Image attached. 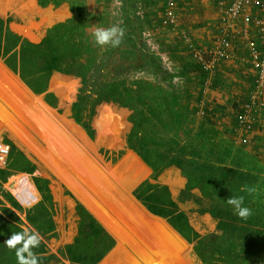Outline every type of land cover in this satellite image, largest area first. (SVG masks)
Instances as JSON below:
<instances>
[{
  "label": "trees",
  "instance_id": "trees-1",
  "mask_svg": "<svg viewBox=\"0 0 264 264\" xmlns=\"http://www.w3.org/2000/svg\"><path fill=\"white\" fill-rule=\"evenodd\" d=\"M64 1L39 0L40 7L37 0H31L35 15L43 17L39 18L42 25L38 26V23L31 32L27 31V25L17 24L12 28L32 41L10 28L9 17L0 16V57L36 94H44V100L55 108L58 107L57 95L49 91L54 74L81 78V88L67 115L81 123L91 139L94 137L91 123L101 103L118 102L120 106L130 108L132 128L128 145L124 139L127 128L124 114L122 111L113 113L112 105L100 109L96 128H99L102 118L117 116L116 123L109 129L108 136L98 129V137L92 142L99 148L104 146L123 151V156L134 150L152 168L155 180H159L170 167L180 168L187 178L186 189H199L205 198L212 201L210 212L217 221L216 228L206 236L198 233L168 185L147 180L136 188L134 195L151 212L166 218L189 242L194 243V253L202 264H264V194L258 193L255 185L258 177L237 162L231 166H220L199 161L188 153L178 137L186 113L172 90V84L166 88L141 80L130 83L120 75L113 78L104 71L100 73L101 69L96 66L99 57L97 45L92 39L93 23L84 19L81 3L72 4L73 17L54 24L41 39L49 26L45 19L51 15L49 7H42L51 3L59 6ZM55 86L61 89L62 99L70 100L78 82L75 78L55 76L52 87ZM7 142L11 146L8 166L14 171L33 173L34 164L11 141L7 139ZM107 163L110 167L116 164ZM9 174V170L0 169L2 178ZM34 180L43 199L29 209V223L40 235L54 236L56 225L48 182L41 177ZM230 196H242L251 215L247 218L237 216L232 206L226 203ZM57 201L62 206L69 205L63 196L57 197ZM6 210L8 213L0 211V264H17L14 250L7 248L5 241L12 233L25 228L14 219L9 209ZM76 210L78 234L66 246L63 255L71 264H98L115 246V239L81 204H77ZM72 217L70 215L71 227L63 235V241H70L74 236ZM33 251L42 257L41 264H49L56 258L55 254H48L49 249L42 240Z\"/></svg>",
  "mask_w": 264,
  "mask_h": 264
},
{
  "label": "rangeland",
  "instance_id": "rangeland-1",
  "mask_svg": "<svg viewBox=\"0 0 264 264\" xmlns=\"http://www.w3.org/2000/svg\"><path fill=\"white\" fill-rule=\"evenodd\" d=\"M12 1L14 3L16 2L14 15L8 12L9 8L6 6L4 0L3 10L8 13L5 15L0 14V16L4 18L9 17L11 19L10 28L12 30V26L17 24L27 25L28 32L35 29L38 23H40L38 26L42 25L43 21L40 22V19L43 17H37L35 15L31 0ZM209 1L212 2V7L208 9L209 16L207 18L209 24L206 28L208 31L207 37L204 41H202L200 36H198V39L196 38L192 33V29L188 28L189 20L186 19V15L190 16L192 12L196 11L197 7H202V0H197L193 9L194 11H187L185 9V7L187 8L186 4L185 6L182 5L183 8L180 14H178L179 17L175 24L165 23L164 9L166 7V0H66L59 6H55L52 3L48 5L51 15L46 21L49 22V26L52 27L54 24L58 23L56 22L58 20H61L59 22H64L72 18V4L76 5L77 3H81L84 8V19L93 23V31L96 27H109L113 24L122 27L124 29V35L123 40L118 47L112 48L107 45H97L99 57L96 66L102 70H99V72L102 73L104 71L106 75L113 78L120 75L130 83L141 80L155 83L166 88H170L171 86L169 84H172V90L178 97L182 110L186 113V119L183 121V128H181L178 137L182 139L181 144L186 146L188 153L199 161H206L210 164H217L220 166H231L237 163L242 164L244 169H250L254 176L258 177L255 185L258 186V193L264 194V146L259 145L255 147V145L251 146L249 144L240 143L237 140L238 133L235 118L236 111L245 102L246 96L249 94L254 78L253 71L250 68L245 70V67L241 68L234 66L231 69H223V67L219 66L213 74H208L203 70L193 55L194 48L213 49L216 44L217 36L219 35V31L216 33V25H213V23L218 22L219 15L214 8V0ZM37 4L39 5V0H37ZM65 4L70 7V15L64 8L59 9L60 11L58 12L53 11L52 7L59 8ZM198 24L200 23H195V25ZM49 26L44 30L41 39L46 35L50 28ZM23 37L27 38L25 36ZM232 38L233 31L231 32V39ZM27 39L30 40L29 38ZM243 39L246 40L245 37ZM243 39H241V41H243ZM245 40L243 47L247 46V40ZM229 60L230 59L222 61L220 65L224 62H229ZM4 70L6 73L0 75V82H4L8 76L15 78L16 82H21L18 77L14 76L7 69ZM60 74L61 73H55L53 77L59 76ZM70 77L75 78L78 82V87L70 100L62 99V96L50 85L49 91L55 92L57 95V108L49 105L44 98L41 99L40 97H34L56 115L58 119L66 120L68 123L73 124L80 129L86 135L89 143L94 144L96 150L102 154L104 159H107L108 161L120 159L124 154L123 151L116 149L111 150L104 146L99 148L98 145L92 142L98 137V129H100L106 136L110 134L111 130L109 129L116 123L117 116L102 118L98 129L96 128L97 119L99 117L100 109H102L103 106H114L112 112H115L116 114L123 110L125 112L123 113L125 117L124 120L127 125V128L124 131V139L128 145L129 131L132 128V123L129 120V117L132 110L128 107L120 106V103L118 102L101 103L97 107L91 123V128H93L94 134L93 139H91L83 125L67 115L75 102L82 85L81 78L72 75H70ZM21 84L25 86L22 82ZM25 88L27 87L25 86ZM27 89L33 94L29 88ZM157 99L159 101L161 100L159 97H157ZM58 109H60V112ZM0 133L5 135L6 139L11 141V143L16 146L17 150L22 152L35 166L33 173L14 171L9 167L10 164L5 168V170H9L10 174L6 178H2L0 175V211L8 213L6 209H9L11 215H14V219L21 223L24 228L34 229L29 223L28 211L43 199V195L37 188L34 178L41 177L46 179L52 195L56 234L54 236H50L49 234L40 235V237L49 249L48 254L56 255V258H54L49 264H71L63 255V252L66 246L72 243L78 234L79 216L76 210L77 204H81L84 208L86 207L75 198L72 192L65 188V186L63 197L65 200L67 199L69 205L66 207L62 206L57 201L56 197L58 196L50 186L51 179L46 176L47 174L43 171L41 163L36 162L39 158L23 146L21 142L10 134L1 123ZM131 153H134V151H128L124 157L114 165V167ZM143 164H145L149 170L148 175L142 178L139 182L134 183L131 189V194L135 187L137 188L141 183L147 180L152 183L165 184L171 188L173 197L182 209L184 204L193 201L195 198V202H197L198 206H194L192 209L197 207L200 214L194 212L196 209L190 211L194 213H187L193 227L195 222L202 221V216H205V213H209L213 221L215 223L217 222L210 212L212 201L209 198H205L202 191L199 189H196L198 191V195L196 196L194 192L186 189V185L181 188L182 184L175 182L177 180V173L172 170V167L165 170V173H163L159 180H155L151 174L152 168L144 162ZM43 165L48 168L44 162ZM178 169L183 175L182 170L180 168ZM22 174H27L29 176L30 182L35 185L38 192L37 199L27 204L19 200L11 190L16 177ZM53 175L59 179L58 175L54 173ZM179 189L180 197L178 196ZM139 201L141 204L143 203L141 200ZM69 208L72 210H69ZM69 211L71 212L69 213ZM65 212L66 215L64 216ZM70 215L73 216V229L75 233L70 241H63V235L70 230L71 227L69 223ZM195 217H198V219H195ZM162 221L166 222L165 220ZM205 222L206 219L203 221L201 232L194 227V229L202 236H206L213 231L206 227ZM190 246L192 249L191 254L194 257V264H202L194 253V243L190 242ZM104 261L105 260L100 264H104Z\"/></svg>",
  "mask_w": 264,
  "mask_h": 264
},
{
  "label": "bare ground",
  "instance_id": "bare-ground-1",
  "mask_svg": "<svg viewBox=\"0 0 264 264\" xmlns=\"http://www.w3.org/2000/svg\"><path fill=\"white\" fill-rule=\"evenodd\" d=\"M4 1L8 12L14 15L16 2ZM3 5L1 0V15L8 13ZM2 73L6 71L0 67ZM20 85L25 88L11 76L0 82V123L64 179L115 235L118 246L104 264H194L191 246L179 241L168 223L151 215L131 194L134 183L149 172L139 156L131 153L114 169H108L102 154L92 149L80 129L58 119L36 97L28 101L30 92ZM6 86L16 93L7 94L3 89ZM11 190L26 203L37 196V190L25 175Z\"/></svg>",
  "mask_w": 264,
  "mask_h": 264
},
{
  "label": "built area",
  "instance_id": "built-area-1",
  "mask_svg": "<svg viewBox=\"0 0 264 264\" xmlns=\"http://www.w3.org/2000/svg\"><path fill=\"white\" fill-rule=\"evenodd\" d=\"M178 0H167L164 9V20L167 24H175L178 20L176 12ZM252 7L263 12L262 15L252 13ZM242 19L246 24L253 23L257 37L249 36L248 29L243 30L247 40L249 61L255 71V80L248 98L236 112L237 140L251 144L257 132L264 137V0H231L224 8L222 29L217 36L213 49L194 48L193 55L204 71L213 74L222 61L232 58L231 32L236 20ZM11 146L5 135L0 133V168L5 169L10 162Z\"/></svg>",
  "mask_w": 264,
  "mask_h": 264
},
{
  "label": "crops",
  "instance_id": "crops-1",
  "mask_svg": "<svg viewBox=\"0 0 264 264\" xmlns=\"http://www.w3.org/2000/svg\"><path fill=\"white\" fill-rule=\"evenodd\" d=\"M202 7L200 8H196V11H194V7H195V4L197 2V0H178V6H177V9H176V12H177V15L180 14L183 6H187V8L185 7V9L187 11H194L192 12V14H190V16H187L186 15V19H188V28L189 29H192V33L196 36V38L198 39V36L201 37L202 41H204L207 37V30L206 28L208 27V16H209V11L208 9L212 7V2L209 1V0H202ZM167 2V0H166ZM231 2V0H214L213 1V5L215 4L214 8L217 10V13L219 15V19H218V22L217 23H213V25H216L215 26V29H216V33L219 31H221L222 29V20H221V17L223 15V10L224 8ZM166 4V3H165ZM183 5V6H182ZM41 7V6H40ZM49 7V6H48ZM206 7V8H205ZM53 8V11L54 12H58L60 11L59 9L61 8H64L68 11L69 15L71 14V11H70V7L68 5H62L60 6L59 8ZM163 11V10H162ZM252 13L254 14H259V15H262L263 12L260 11L258 8H255V7H252ZM68 15V16H69ZM162 15H163V12H162ZM67 16V17H68ZM179 17V16H178ZM216 18H218L217 16H215ZM210 19V18H209ZM61 20H58L56 22H59ZM55 22V23H56ZM198 22L201 24H198V25H195V23ZM50 27V26H49ZM202 28V29H201ZM205 29V30H204ZM244 29H248V32H249V36L251 37H254L256 38L257 37V30H256V27L253 23H250V24H246L242 19H238L236 20V23H235V26L233 28V38H232V44H233V47H232V58L229 60V62H224L222 65H220V67H223V69H231L233 68L234 66H237V67H245L246 69L245 70H248L249 68L253 71L254 73V78H253V81H252V85H251V88L249 90V93L253 87V83H254V80H255V71L253 70L252 66H251V62L249 61L248 59V56H249V53H248V49H247V46L243 47V45L245 44L244 43V40L243 39V30ZM200 34V35H198ZM241 39H243V41H241ZM246 41V40H245ZM249 95V94H248ZM248 95L246 96V99L248 98ZM240 108V107H239ZM238 111V110H237ZM236 111V112H237ZM84 134V133H83ZM85 135V134H84ZM86 136V135H85ZM89 142V141H88ZM90 144V143H89ZM92 149L93 150H96V147L94 146V144H90ZM249 145H255L256 146H259V145H262L264 146V137L261 135V133L257 132L255 134V139L253 140V142ZM254 147V146H253ZM42 160H39L36 161V162H39L41 163V167L44 170L45 174H47L46 176H48L50 179H51V188L54 190L55 194L58 196V197H61L63 196V191H64V186L65 188H67L68 190H70L72 192V194L75 196V198H77L92 214L93 216L99 221V219L96 217V215L92 212V210L83 202V200L75 193V191L70 188L67 183L64 181V179H62L59 175V179L53 175L56 174L54 172V170L52 168H50L46 163V165L48 166V168L43 165V162H41ZM121 163V162H120ZM119 163V164H120ZM118 164V165H119ZM108 165V164H107ZM117 165V166H118ZM115 167H110L108 166V169H114ZM171 168V167H170ZM172 170L176 171V175H177V180L179 181V183L182 184L181 188L185 187L186 183H187V179L186 177H184L182 174H181V171L177 168V167H172ZM53 173H52V172ZM165 173V171H164ZM27 176V179L30 180L29 176L27 174H22V175H19L16 177V179L14 180V184L16 183V181L19 179V178H22L23 176ZM57 175V174H56ZM163 175V174H162ZM161 175V176H162ZM160 176V178H161ZM13 184V185H14ZM33 186L35 187V185L33 184ZM180 188V189H181ZM36 189V187H35ZM180 189L178 191V196L180 197ZM37 190V189H36ZM192 192H194V194L197 196L198 195V191L196 189H192L190 190ZM13 192V191H12ZM14 193V192H13ZM15 194V193H14ZM173 194V192H172ZM16 196V194H15ZM37 196H38V192H37ZM37 196L34 197V200L37 199ZM17 197V196H16ZM18 198V197H17ZM19 200H21L20 198H18ZM57 199V197H56ZM33 200V201H34ZM22 201V200H21ZM195 198L193 199V201H189V202H185L186 204H184V207L183 209H185L184 211L186 213H199L200 212L197 210V207L195 208L196 211L194 212H190L192 210H195V209H192V207L194 206H198L197 205V202H195ZM23 203L27 204L26 202L22 201ZM32 202V201H31ZM30 202V203H31ZM184 202V201H183ZM182 209V210H183ZM195 219H198V217H195ZM206 219V222H205V225L206 227H208L210 230H215L216 228V225H217V222L215 223L212 219V217L209 215V213H205V216H202V221L198 220L199 222H195L194 224V227L196 228V230H198L199 232L202 231V226H203V221ZM101 223V221H99ZM102 224V223H101ZM103 225V224H102ZM104 226V225H103ZM105 227V226H104ZM105 229L112 235V237L116 240V246L113 250L116 249V247L118 246V240L117 238L115 237V235L107 228L105 227ZM112 250V251H113ZM111 251V252H112ZM110 254H108L103 260H106V258H108ZM102 260V261H103Z\"/></svg>",
  "mask_w": 264,
  "mask_h": 264
},
{
  "label": "clouds",
  "instance_id": "clouds-1",
  "mask_svg": "<svg viewBox=\"0 0 264 264\" xmlns=\"http://www.w3.org/2000/svg\"><path fill=\"white\" fill-rule=\"evenodd\" d=\"M124 35V29L118 25L109 27H96L92 32V39L98 46L118 47ZM226 203L232 206L234 213L240 218H247L251 210L244 206L242 196H230ZM40 234L34 229L25 228L19 232L12 233L5 241L7 248L14 250L17 264H41L42 257L38 256L33 249L40 244Z\"/></svg>",
  "mask_w": 264,
  "mask_h": 264
},
{
  "label": "water",
  "instance_id": "water-1",
  "mask_svg": "<svg viewBox=\"0 0 264 264\" xmlns=\"http://www.w3.org/2000/svg\"><path fill=\"white\" fill-rule=\"evenodd\" d=\"M42 8H48V6H46V7H42ZM0 66H2L4 69H7L10 73H12L14 76H16V77H18V79L27 87V88H29L30 89V91L33 93V94H31V93H28V95L30 96V98L29 99H27L28 101H30V99H34V96H36V97H40L41 99L42 98H44V94H36L22 79H21V77L17 74V73H15L11 68H9L8 67V65L5 63V61H4V59L2 58V57H0ZM59 76H62V77H70V75H67V74H60ZM14 80H16L15 78H14ZM53 81H54V77H52V79H51V83H50V85L52 86L53 85ZM7 87V86H6ZM4 87L3 89H4V91H6V93L8 94L9 92H14V93H16L14 90H11L9 87ZM20 87L23 89V90H26L24 87H22L21 85H20ZM54 90L56 91V92H58V93H61V89L60 88H58V87H56L55 86V88H54ZM13 93V94H14ZM15 97H18V96H16V94L14 95ZM19 98V97H18ZM1 102H4V101H1ZM22 105H23V102H22V100L20 99V101H19ZM5 103V102H4ZM28 103V102H27ZM23 106H25V105H23ZM122 112L123 113H125L123 110H122ZM130 149V148H129ZM132 150V149H131ZM132 151H134V150H132ZM135 152V151H134ZM136 153V152H135ZM137 154V153H136ZM138 155V154H137ZM139 156V155H138ZM140 157V156H139ZM106 161L107 162H109L110 164H112V165H114L117 161H119V159L118 160H111V161H108L107 159H106ZM144 180V179H143ZM142 180V181H143ZM141 181V182H142ZM135 189H136V187L132 190V194H133V196L138 200V198L134 195V191H135ZM146 207V206H145ZM147 208V207H146ZM147 210L149 211V213L151 214V215H153V216H155V217H157L158 219H161V220H165L171 227H172V229H173V233L176 235V237L178 238V240L179 241H183V242H185L187 245H190V242L166 219V218H164V217H162V216H160V215H157V214H154L153 212H151L150 211V209H148L147 208ZM115 246H116V240H115ZM115 246L103 257V259L108 255V254H110L111 253V251L115 248ZM102 259V260H103ZM102 260L98 263V264H100L101 262H102Z\"/></svg>",
  "mask_w": 264,
  "mask_h": 264
}]
</instances>
